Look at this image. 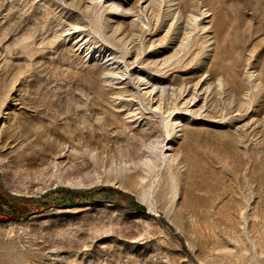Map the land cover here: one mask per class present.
I'll use <instances>...</instances> for the list:
<instances>
[{
    "label": "rangeland",
    "instance_id": "obj_1",
    "mask_svg": "<svg viewBox=\"0 0 264 264\" xmlns=\"http://www.w3.org/2000/svg\"><path fill=\"white\" fill-rule=\"evenodd\" d=\"M0 186V264H264V0H0Z\"/></svg>",
    "mask_w": 264,
    "mask_h": 264
},
{
    "label": "trees",
    "instance_id": "obj_2",
    "mask_svg": "<svg viewBox=\"0 0 264 264\" xmlns=\"http://www.w3.org/2000/svg\"><path fill=\"white\" fill-rule=\"evenodd\" d=\"M56 192L64 193L69 199L78 195V192L64 188L57 189ZM90 192L91 193L99 192L100 194H102V197L106 199H110L112 194L123 196L128 200L129 205L132 208H136L142 212H145V208L139 205L138 203L134 202L131 196L121 191H116L111 187H98ZM46 196L47 194L42 195L40 197H32V198H23V197L11 198L2 191L0 186V221H4V220L21 221L32 213L41 212L50 207L58 206V203L55 201L45 202L43 199Z\"/></svg>",
    "mask_w": 264,
    "mask_h": 264
},
{
    "label": "bare ground",
    "instance_id": "obj_3",
    "mask_svg": "<svg viewBox=\"0 0 264 264\" xmlns=\"http://www.w3.org/2000/svg\"><path fill=\"white\" fill-rule=\"evenodd\" d=\"M146 5V4H145Z\"/></svg>",
    "mask_w": 264,
    "mask_h": 264
}]
</instances>
